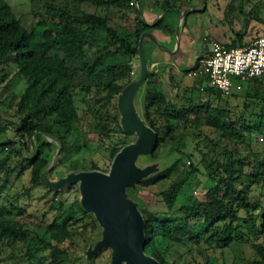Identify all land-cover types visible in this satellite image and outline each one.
<instances>
[{
    "label": "trees",
    "instance_id": "trees-1",
    "mask_svg": "<svg viewBox=\"0 0 264 264\" xmlns=\"http://www.w3.org/2000/svg\"><path fill=\"white\" fill-rule=\"evenodd\" d=\"M30 1L40 10L33 11V25L27 29L8 1L0 0V71L13 69L11 76L4 74L9 76L8 82L0 76V86L3 84L2 89L9 91L10 83H22L18 92L9 91L3 100L7 103L6 110L12 111L0 116V150L10 146L11 152L13 144L19 143L16 155L20 157V171L30 168L34 187L42 185L40 174L54 149L45 135L61 144L54 168L65 147L64 139L78 120L77 94H92L100 102L98 109L117 98L133 78L127 72L126 58L138 54L139 38L150 27L142 19L136 0ZM252 12L253 9L243 14ZM111 14H118L121 19L116 22ZM243 36L244 33L236 32V38L226 46H245ZM120 59L124 62H119ZM156 76L150 74L143 84L144 114L158 136V146L150 157L157 160L154 158L157 149L165 145L167 149L162 155L169 153L171 163L160 173L140 181L132 192L145 218V251L162 264H169L156 245L158 231L168 227L177 238L185 236L193 242L187 249L193 263L184 264H211L215 253L223 255L226 250L233 254L235 264V260L242 258V247L250 250V256L242 258L241 264H264V160L262 152L251 149L253 135H264V77L250 78L253 82L240 91L244 108L252 105L260 109L251 116L255 125L242 119V125L238 126L230 117L229 107V98L237 96L235 85L225 95L193 80L192 86L197 85L199 96L209 99L205 105L202 100L193 103L192 96L181 95L178 89L184 84L175 77L172 76L175 87L167 92ZM116 125L123 132L119 122ZM99 129L112 131L101 124ZM8 132L17 140L9 137ZM190 133L199 142L193 151L186 153L182 147L186 146L185 138ZM200 142L204 146L201 149ZM121 147L110 151L111 159ZM45 148L49 153H45ZM9 157L8 154L0 159V171L2 162ZM91 169L99 167L93 163ZM11 170H7L8 175ZM171 173H176V178L159 192L164 210L150 212L141 188L167 179ZM208 182L210 186L206 185ZM54 191L55 195L60 192ZM77 207L82 216L75 212L63 214L62 203H54L51 208L57 209L58 214L49 224L24 211L16 215L0 213V251L20 242L25 247L21 257L32 259L49 251L51 264H56L58 257L63 261L71 252L77 254L86 248H81L82 242H94L87 241L85 235L99 226L80 204ZM82 217H88L89 222L82 223ZM257 236L262 237L261 243L253 242ZM34 239L40 242L35 247Z\"/></svg>",
    "mask_w": 264,
    "mask_h": 264
},
{
    "label": "rangeland",
    "instance_id": "rangeland-1",
    "mask_svg": "<svg viewBox=\"0 0 264 264\" xmlns=\"http://www.w3.org/2000/svg\"><path fill=\"white\" fill-rule=\"evenodd\" d=\"M10 4L12 11L14 12L18 21L27 29H31L33 25V11L40 10L30 0H7ZM139 7L142 10L141 17L147 22H154L156 17L166 9L168 5L180 7L182 9L188 7L199 8L196 11L187 12L184 19V35L188 39L189 33L195 37V42H191L193 48L197 51L198 56L205 54L204 57L209 55L212 50L210 37H214L217 41L223 45H230L231 41L236 38V32L244 33L242 44H249L256 37L264 35V0H247L243 3L240 0H138ZM135 2V0H134ZM169 2V4H167ZM131 2L130 4H132ZM182 5V7H181ZM188 5V6H187ZM138 8V7H137ZM92 8H88L91 11ZM253 9L252 15L245 16L243 11L249 12ZM255 9V10H254ZM133 12V10L131 11ZM103 13V11H102ZM105 13V12H104ZM115 15L116 22L121 17L118 14H111V17ZM156 16V17H155ZM180 14L176 11L167 12L159 24V29H166L167 31L175 32ZM116 24V23H115ZM263 32H262V31ZM206 32H208L206 34ZM209 34V35H208ZM183 35V41H184ZM189 40V39H188ZM201 50V51H200ZM203 57V58H204ZM171 54H168L164 50L154 48L152 59L154 63L159 65L161 69L160 73H157V82H161L164 85L165 91L171 92L172 76L179 82H182L184 86L180 87L179 93L181 95L187 94L192 96V102L197 103L203 101L205 105L209 102L207 97L201 98L198 93L197 85L192 86L193 80L196 84H202L203 86H209L210 82L207 76H200L196 78H190L186 75L187 71H182L175 67ZM129 64V76L134 77L135 71L139 66L138 54L126 58ZM119 62L124 60H118ZM186 67L185 64L182 65ZM13 69L0 71V76L4 77V74H10ZM9 76L4 77L8 82ZM0 77V79H1ZM195 79L201 80L196 81ZM235 89L237 93L236 97L229 98V107H231L230 117L232 120H236L237 125L241 126L242 119L250 120L251 125H255L252 115L259 113L260 106L244 108L245 101L242 98L243 95L240 91L251 84L253 81L247 77H235ZM13 84V86H12ZM3 85V84H2ZM0 86V116H6L10 109L6 110V105L3 100L6 99L9 91L18 92L22 87V83H10V90L2 89ZM240 86L239 89L237 87ZM187 90H186V89ZM176 90V88H174ZM184 89L186 91H184ZM245 91V90H244ZM77 108H78V120L75 128L69 133L65 139V147L61 151L59 163L51 171V178L56 179L60 174H65L68 169L74 168L77 170L91 169L92 164L96 163L100 170L107 171L111 164L110 151L113 148L121 147L126 142H130L135 138L133 134H125L119 130L116 122H119V112L117 109V98H114L103 109H98L100 102L92 97V94H77ZM4 102V103H3ZM99 110V111H98ZM98 113L97 116L94 114ZM253 121V122H252ZM264 122V121H263ZM103 125L106 128H112L110 132L99 131V125ZM193 132V131H192ZM195 133V132H193ZM190 133L185 138L186 146L182 147V150L186 153H190L195 148V145L199 142V138L196 135ZM8 136H13L12 132L7 133ZM1 138V137H0ZM252 152L261 153L264 160V135L255 133L253 135ZM5 142V140H3ZM169 145V144H168ZM13 151L10 152L11 147L8 146L0 150V159L7 156L10 157L2 162L3 168L0 171V213L3 215L9 214H23L37 219V221H44L49 224L58 214L57 209L51 208L52 205L62 203L63 214L77 213L78 216H82L78 210L77 204H79L80 193L78 191V184L71 185L57 195L54 194V190H50L46 186L38 185L32 187L30 182V168L27 167L22 173L20 171V157L17 156V150L19 149V143L13 144ZM202 142L199 144V148H203ZM167 148L165 145L160 146L155 154V159H159ZM45 153H49L45 148ZM253 153L250 152V158H253ZM140 162V161H138ZM189 161H187V164ZM185 166L183 165L182 169ZM12 169L8 175L7 170ZM176 178V173H171L167 179L156 182L154 184L141 188L140 193L143 194V200H146L148 210L150 212L163 211L160 190L168 187V185ZM202 181H205L203 179ZM210 186V183H206ZM184 201L181 200L180 202ZM79 211V212H78ZM82 223H88V217H82ZM33 228V227H31ZM31 231L34 232L33 229ZM156 245L169 264H184L186 261L192 262V254L187 249L193 244L187 237L182 236L177 238L175 231L170 228L159 230L157 233ZM100 237V228H96L93 232L87 233L85 239L87 241H96ZM205 238V237H203ZM263 241L261 236L254 237L253 242L261 243ZM38 240L34 239L32 246L38 245ZM87 243L82 242L81 248H85ZM25 247L22 243H15L11 246L1 250L0 264H51L49 263L52 256L49 251L38 253L35 258L21 257L24 253ZM76 253H70V255L61 261V257L56 259V264H85L84 257H77ZM250 250L242 247L241 257H249ZM242 258L235 260V264H241ZM234 262L233 254L226 250L223 255L219 252L215 253L211 264H232ZM193 263V262H192ZM90 264H110V250H103L99 253Z\"/></svg>",
    "mask_w": 264,
    "mask_h": 264
},
{
    "label": "water",
    "instance_id": "water-1",
    "mask_svg": "<svg viewBox=\"0 0 264 264\" xmlns=\"http://www.w3.org/2000/svg\"><path fill=\"white\" fill-rule=\"evenodd\" d=\"M136 6L140 9L138 0ZM173 10L180 14L175 32L156 28L166 13ZM196 10L199 8L172 7L161 12L154 22L149 23L144 18L150 28L141 34L138 41L139 66L131 81L117 95L119 125L124 133L133 134L135 138L117 151L107 171L70 169L51 179L50 171L61 144L45 135L46 140L54 144V149L40 174L41 184L56 191L78 184L80 206L94 217L100 227V237L88 242L85 249L78 250L77 256L84 257L85 264H90L103 250H110V264H162L145 251V218L139 202L132 196L140 181L160 173L171 163L169 153L158 160L150 157L158 146V136L144 114L143 84L150 74L161 72L157 65L152 64L154 48L169 52L182 71L194 67V60L186 62L182 54L191 53L183 41L184 19L187 12Z\"/></svg>",
    "mask_w": 264,
    "mask_h": 264
},
{
    "label": "built area",
    "instance_id": "built-area-1",
    "mask_svg": "<svg viewBox=\"0 0 264 264\" xmlns=\"http://www.w3.org/2000/svg\"><path fill=\"white\" fill-rule=\"evenodd\" d=\"M211 46L209 55L186 72L188 77L207 76L210 86L225 95L232 92L235 77H264V36L242 47H228L216 40Z\"/></svg>",
    "mask_w": 264,
    "mask_h": 264
},
{
    "label": "crops",
    "instance_id": "crops-1",
    "mask_svg": "<svg viewBox=\"0 0 264 264\" xmlns=\"http://www.w3.org/2000/svg\"><path fill=\"white\" fill-rule=\"evenodd\" d=\"M156 17V16H155ZM157 18V17H156ZM184 28H185V26H184ZM184 28H183V35H184ZM262 31V30H261ZM263 32V31H262ZM208 32H206V34H207ZM209 35V34H208ZM260 36H264V35H260ZM189 39V40H188ZM188 39L185 37V35H184V41L186 42V44L189 46V48L191 49V53H189V54H182V57L184 58V60L186 61V62H190L191 60H194V67L196 66V63L198 62V60L199 59H202L204 56H205V54H202V51H201V55L200 56H198V53H197V51L193 48V46H192V43L191 42H195V37L193 36V34L191 33V31H190V33H189V36H188ZM212 40H216L214 37H210V41H212ZM217 41V40H216ZM219 42V41H218ZM221 43V42H220ZM251 43V42H250ZM165 52H167V51H165ZM168 54H170L169 52H167ZM172 56V55H171ZM171 60H172V62H173V64H174V66L175 67H177L178 68V66L176 65V63H175V61L173 60V57L171 58ZM152 64L153 65H157L158 66V68H159V65L158 64H156V63H154V61L152 60ZM163 67H165V66H163ZM162 67V68H163ZM160 69V70H163V69ZM196 81H200V80H198V79H195Z\"/></svg>",
    "mask_w": 264,
    "mask_h": 264
}]
</instances>
